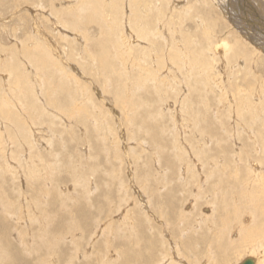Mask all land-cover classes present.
<instances>
[{"label": "rangeland", "instance_id": "obj_1", "mask_svg": "<svg viewBox=\"0 0 264 264\" xmlns=\"http://www.w3.org/2000/svg\"><path fill=\"white\" fill-rule=\"evenodd\" d=\"M60 1L64 2L63 5L61 4ZM79 1L81 0H75V1L74 0H44V1L43 0H0V47H1L0 55H2L0 56V86H1L0 87V128H1L0 129V140L2 141V142L0 141V239H1L0 246L2 247L5 245L6 247L7 242L11 244V246L7 247V252L9 253L8 254H6L5 252L3 253V255L6 254L4 255V259L2 260V262H0L3 264H9L10 262H14V264H21V263L22 264H39V259H42L40 262L41 264H51L49 262L50 258H48L49 257L48 253L51 252L50 247L47 250L48 241L53 238V237L51 238L50 236L56 235L57 233H61L62 230H63V235L62 237L59 238V242H60L59 243V246H60L59 247L60 249L59 257L61 260H63V262L65 261L63 264H73V263L74 264H84V263L101 264L102 262L103 264H109L110 262H111L110 264H118V263L125 264L124 263L125 259L123 258V255H122L123 250L126 249L127 244L132 245L131 242L133 241L137 243V241L139 240L138 237L140 235H141L140 245L144 243L148 244V242H151V245L154 243L157 246L159 242L158 240H160L161 237H163V238H167L168 242L170 241L168 246L170 245L169 247H173V249H175L174 248L175 244H179L180 242H182V240L184 241V238L186 239L188 235H191V237L193 238L192 241H194L200 236L201 232L198 233V230H197L196 233L193 234L191 231H189L188 233L184 234V237L183 239L181 238L182 239L181 240L178 237V231L175 226H171L170 224L168 225V227H166L164 225L165 224L164 222L166 221V218L164 216L159 217L158 219H155L156 221L154 220V222L153 221L151 222L152 213L153 214L154 212L157 213L156 212L157 209L154 205L156 203L153 200L154 199L153 197V199L150 201L151 203L150 202L147 203L146 206H144V208H142L143 205L142 206L140 205L139 207L138 203L139 204L141 203L140 201L142 200V198H143L142 202H146L148 199L147 193L145 191H142V188L140 187L141 183L139 181V178H140L139 175H143V174L145 175L147 174L146 176L150 175L149 176L150 183L152 182L154 185H158V186L165 185L166 187L164 189H162V186H161V190L165 194L162 195V191L159 190V193H158L159 196L155 197V199L157 198L158 201L160 200L163 201L165 198L166 201H168V194L170 193L174 195L175 190L178 191L180 189V191L184 192L185 195L187 194L186 196H188V193H190L191 191L193 190L195 191L196 187L193 183L194 179L196 182L198 181L200 182L201 180L202 182L201 184H203L204 187H210V184L214 180L213 177H210L208 180H206L205 178L206 172L204 171V169L205 168L208 169L207 168L208 166L205 167L204 164H202L203 162H201V160L199 159L200 157H203V156L194 151V147L196 145H199L201 142H202L200 144L201 147H202V144L205 143V145L202 147L204 150V157H207L208 161H211L212 163L219 160L218 161L219 168L218 170H214L216 173L218 172L223 173V174L228 173L229 169L227 170V168L229 165H225L226 160L230 161L233 158H240V159L250 158V161L254 159H259V158L264 159V84L262 86V81H264V59L262 58L259 64L260 68L257 69L255 67V70L253 72L252 63H254L255 61L251 62L252 58L247 59V60L245 58H241V56L237 58L239 55L237 56L235 54L233 58H230V59L223 57V56H218L217 58L219 59V61H217L218 59L216 58V61L212 63V64H215L213 72H215V74L218 75V78L221 79V80L220 79H217V80H219L222 83L224 89L226 88L225 90L222 88L220 90L219 88L213 87L212 85H210L212 84L210 82L212 80V77L210 76L211 74L207 76L204 74L202 75V73L204 72L201 70L204 67V64L206 62L205 60L206 59L208 60L207 58L208 51L206 50V43L204 42V41H207V39L205 37H213L211 38L212 41H215V39H217V36H219L218 38L220 39L227 37V36L231 37L230 36L231 34H229L228 31L232 28V26L228 25L229 24L228 20H230L231 22L233 21L234 23L236 21L238 23L241 22L240 26L246 28V31H244L242 34L244 33L247 34V36L249 37L247 38L249 39L248 41L253 40L251 36L255 35V33L256 34L259 33V34H262V36H264V32H263L264 23H262L264 21V0H260V1L259 0H228V2H225L226 8L224 6L226 11L222 10L224 9L222 7V3L220 2L218 5L216 0H207V1L205 0L204 1L203 0L201 1L200 0H171V1L170 0H159L158 1L159 6H161V9L163 10H166L167 9L166 7L170 6V4L173 1L172 7L174 6V14L175 13L177 14V11L181 9L182 6H186V7L188 6L187 7L188 11L186 10V12L182 14L183 16L175 15L173 19L172 17L166 18V17H169L167 15L168 11H165L164 14H161L162 16L160 15V17L159 15H156L153 12L150 13L151 15L149 16V23L146 25L147 28L146 27L143 28L146 31V33L144 31V34L148 35L150 32L154 30L151 28H156L157 25H162L163 26L162 31L164 32V30L166 29L164 33L165 35H167V40L165 41V38L162 39V37H160L159 34L155 35L154 36V38H156L155 42L157 46H160V47L159 49L158 48L155 49L154 47V50H156L157 53L152 51L150 52L151 55H149L150 57L153 56V59L155 60L147 57V59L145 58L146 61L143 60V64L147 69L155 70V72H158V73L160 72L161 78L153 79L152 81L148 80L149 84L143 87L145 89V92H146V89H149L148 88L149 86H153V87L151 88V90L149 89L148 92L146 93L143 92L144 89L139 88L138 93L136 91V94L135 93L129 94V95L125 94L123 96H121L119 92L117 93V90H116L117 81L116 80L120 82V86H121L122 84L121 80L127 79L128 81H130L132 78L135 79V77L138 76L137 73H140V72L143 73L142 71L143 68L140 69V68L133 67V64H132L133 61H136V59L141 53L138 54L136 49L132 50L131 52L132 54L130 56V59L132 62L128 61V66H130L129 67L130 70L127 69L126 71V69H122L126 67V65L124 64L121 66L119 63V61L121 62V59H119L118 61L116 58V54L118 51V49H116V40H113L109 37L110 34H108V31L110 33L111 30H108L107 26L104 27L101 25L102 23L112 21L110 23V24H113L111 32L114 33V36H116L115 33L118 32L117 28L122 29V26H123V29L125 28V31H128L131 33V34H128V37L134 36V37L129 38L131 42L133 38L134 40H136L135 38H138V35H136L137 31L135 28L137 27L133 24V22H132V25H129L128 21H126L127 18H129V16L133 15L131 14L134 12L133 5L132 6L129 5V7L132 9L130 13L129 11L130 8L127 6L128 4L126 0H118V1L114 0L111 2L110 0L108 1L105 0V2L108 3L106 7H104L102 0H100V2L98 1V3L102 5V7L101 6L98 7V10L101 11V12L98 11L100 15L94 16L92 13L90 14L88 11H83L84 8H82L83 10L78 9L79 11H77V9L74 8L75 7L74 4H77ZM52 2L53 4L55 3L54 5H56L54 6L55 9L59 8L57 12H53L52 10L53 4H51ZM130 4H132V1L130 2ZM62 10H65V12H60ZM228 10L230 11L229 12L230 14H228ZM236 10H237V13H236ZM202 16H204L203 21L206 18L205 20L207 21L208 24H205V21L202 22ZM57 17H59V19ZM88 17H94V18H92L91 20V18H88ZM158 17L159 19H157ZM80 18L82 19V21ZM118 19H121L123 21L125 20L124 22L121 21L122 24L124 25H119V23L121 24V22ZM169 19H171L172 21H170ZM209 19L210 21L214 20L213 21L214 24L212 26L213 28L211 27V29L209 28V26H211V23L208 21ZM117 20L119 21V23ZM164 20H166L165 21L166 24H164L165 23ZM181 20L183 21V24ZM115 21H117L118 27ZM150 21H153L154 24ZM171 22L173 24H170ZM255 22L257 25L254 24ZM201 23L205 25L203 26ZM196 25L198 26L195 27ZM178 26H180V28ZM255 26H257L258 28ZM170 28L173 31L175 30L176 33H171L169 31ZM183 28H185L186 30ZM208 30H210L211 32L210 31L207 32ZM84 31H85L86 36L89 35V37L87 36L89 38L88 42L87 40H85L83 36ZM261 31L263 33H261ZM186 32L187 34L189 33L187 37H186ZM206 32L210 33L212 36L211 35L206 36L207 35ZM214 32H216V34ZM158 33H161V30ZM182 34H183V38L184 37L188 38V41H191L192 43V44H187L188 49H186L184 46L186 43H183ZM160 38L165 42H162ZM170 38L172 39L174 38V40L175 38L176 39L178 38L175 44L179 48H184L186 51H188L186 52L183 49L184 53H187L188 56H190V64L188 65V69H183V67H180L179 65H175L171 63V61H166V62L163 61L162 63L160 62L161 59L159 56H162L167 51V50L165 51L164 48H166V46L164 45H167V42L170 40ZM41 43H44V44L46 43V46L50 48L51 52H53V54H56L53 56L56 61V64L58 63L57 65H52V59H49V58L45 59L42 56L40 51L42 49L43 44ZM203 43H205V45ZM201 44L203 45V47ZM10 46L11 48H9ZM87 50H89L88 53L85 52ZM180 52L181 50L179 51V53H177V55L178 54L180 55ZM40 54L41 56H39ZM196 54L199 55L197 62H196V58H194ZM200 55L203 56L202 58L204 60L200 58ZM56 56L58 57V59ZM261 56L263 57V55ZM35 57L37 60H35ZM221 57L223 58V61ZM224 58L227 60V61L225 60V63H224ZM109 60H111V62L117 66L119 71L122 70L121 72L123 75H124V72L126 71L128 72L130 76H127V78H125L124 77L125 75H124L122 76L123 77L122 78L120 75L121 72L115 73V71L109 70V66L106 65ZM229 61L231 62V65L235 64L236 66L234 68L235 71H238V69H241L240 71H238L239 74H238L237 80L227 79L228 77L227 73L230 72V66H231V65L229 66V63H230ZM33 62L34 63L36 62L37 64L39 63L38 65L41 68H39L37 64H34ZM201 62H203V64ZM226 62H229V63H226ZM222 63L223 65H221ZM99 64H101V66ZM143 64H141L142 67H143ZM12 65L15 67L13 68ZM46 65L48 67H46ZM61 66L63 67L62 69L64 70L60 69ZM9 68L10 69L12 68L11 69L12 71ZM45 68L47 69L51 68V69L47 71ZM52 68L55 70V72ZM35 70L38 73H36ZM65 70L66 71L69 70L70 75H68V77L67 75L62 74L63 71ZM188 70L190 71L188 72ZM167 72H170V74H172L169 76L170 78L174 77L171 81L170 80L166 81V79H164ZM199 72H201V74ZM52 73L54 74L52 75ZM74 75H76V77H80L81 81H83L86 84L85 86L88 87L86 90L89 91V93L92 90L91 94L94 96V99H92L91 102L93 101L92 102L93 107L97 106V108L94 107L93 109L92 107H90L91 106L90 101L85 103V105L87 104L86 105L87 109H85L86 112L85 110L78 108L80 107V105H82L79 103H84V99L82 101V99L79 98L78 94L74 93L73 91V89H77L73 81V77H75ZM133 75L134 77H132ZM201 75L205 77H202ZM59 78H61L63 81ZM214 78H217V77L215 76ZM105 79H107L108 81L106 85L104 86L103 84L105 83L104 82ZM163 79L165 81L161 82V80ZM22 81H24L23 82L24 84L22 83ZM38 82L41 83V85H38ZM67 82H70V83H67ZM134 83L135 81H133V83L131 84L133 85ZM68 84H70V86ZM81 85L83 84L81 83ZM68 87H71L70 89L72 90H70ZM33 88L35 91L33 90ZM52 88H53V91H52ZM196 88H198L197 92L198 93L200 92V94L195 93L197 90ZM248 88L251 89L250 90L251 92H249ZM114 90L117 94H115ZM12 92L14 95L12 94ZM233 92L237 94H234ZM16 93L18 95H15ZM24 93L25 95H23ZM223 93L225 94L223 95V98H222L219 95ZM239 93H241L240 96L243 95L242 96L243 98L246 94L252 93L251 97L241 104L240 107H242L243 109H247L248 106L250 108L251 107L250 102L254 105L255 103L258 104L257 108H260L261 106L259 104L263 103V124L259 123L258 120L257 122H253L249 120L250 118L247 119V117H249L250 114H247L245 111L242 112L240 118L236 115L235 109H238L236 108L238 106V104L236 103H239L240 101L239 97H237ZM20 94H22V96H20ZM70 94L72 96L78 97L79 100L76 101V103L72 102L73 97H71ZM85 94H88V92H86ZM66 95L67 97L65 99ZM132 95H134V98ZM184 95H187L188 99L189 97H191L190 102L186 101L185 104H183L184 105L183 111H185V113H183L184 118L189 120V117L191 115H193L192 118L197 116L198 120H200V122L197 123V128L193 129V127L190 125L187 129H184L183 125L185 124L183 123V118H181L182 114L178 113L180 112L179 96L180 98L181 97L183 98ZM259 95H260V99L258 98ZM10 97H11V100H10ZM123 97H125L126 99ZM15 99H17V101ZM32 99H34V101ZM134 99L136 100V106H135L136 111L132 110L131 108H128L127 106L126 113L129 116H127V119H125L124 113H123L124 110H123V107L120 106V103L121 101H125L127 104V102H129L130 100H132L131 102H134L135 101ZM13 101L16 102V105H15V102ZM67 101L68 102L70 101L69 103L70 105L71 104L72 105L70 106ZM221 102L224 104H222ZM34 103H36L37 106L34 107ZM43 104L44 105L46 104L45 107L47 106L46 108L48 111L45 110L44 112H42L40 110L41 105ZM172 104H174L176 107ZM143 105H146V107L145 106L143 107ZM155 106H157V108H155L154 110ZM158 106H161V110H162L161 116L159 115L156 116L157 115L156 111L158 110ZM164 106L166 108L168 106L170 110L171 109L173 110L171 111L173 114V118L175 117L174 118L175 125H174V122H172V119H171L172 114H170V110H168L169 112L164 110L163 109ZM222 106L224 107L229 106V107L224 108ZM147 107L149 109H147ZM102 108H103V111H106L104 113L107 115V118H108L107 120L108 126L106 125V127L102 129L101 127L104 125L101 126L100 124L99 126H101L100 127L101 130L100 129L94 130L93 126H95L96 121L94 122L92 113L93 112L99 113L102 111L100 110ZM141 108L142 109L146 108L145 112L148 114V116H145L147 114H143L144 110H141ZM150 108H153V109L150 110ZM200 108L201 109L203 108V109L201 110ZM227 110H229V112ZM13 111L16 113H14ZM49 111L51 112L49 113ZM232 111L234 114V118H233V114H231ZM51 113L59 114V118L61 120L60 119L57 120V117L52 116V118L54 119L51 122V119H49L50 117H48V114H51ZM149 113H151V116ZM153 113H155V115ZM202 116H207V118L205 117V120H203ZM129 117H132V118L130 119ZM141 117L142 118L146 117L145 118L147 120L146 124L142 122H137L139 121ZM148 117L151 118L150 119L151 121H149ZM222 118L224 121L222 120ZM17 119L18 120L20 119L21 121H18ZM128 120L130 121L128 122ZM59 121L61 124H59ZM153 122H155L156 124ZM158 123H161L162 126ZM62 124H65V125H62ZM26 126L27 127L31 126V127L27 128ZM145 126L148 128H146ZM202 126L204 129V132L202 135L201 134L199 135L198 129H202ZM136 127L138 128L141 127V128L137 129ZM161 127L165 129L162 132L163 134H159L160 136L158 137L159 139H157V137L155 139V136L148 137L149 135L157 134L158 133L157 129L161 131L162 129ZM173 127H175L176 129ZM25 128L27 130L26 133L32 131L33 129H34L33 131L34 133L37 132L36 134L32 132L33 135L35 136L34 139L36 138L37 139L35 141L36 144L32 142L34 146L31 149H28L30 147L28 144H26L25 137L23 136L24 133H22L24 131H21V129H25ZM183 130H186L185 133L187 134H185ZM196 133H197L198 138L196 137ZM193 134H195V136H192ZM104 136H106V138ZM201 136H204V137L202 138ZM192 137L193 139L194 138L195 139L193 140ZM252 137H253V140H252ZM28 138L30 139V137ZM154 139L158 141H155ZM175 141L178 142L176 143V145H175ZM257 142H260L261 144ZM180 144L181 145L184 144L183 146L185 148L181 146ZM165 145L166 146L168 145V146L166 147ZM25 146L27 147L25 148ZM140 147L142 148L140 149ZM178 147L181 149L182 153L177 151ZM186 147L188 151L186 150ZM34 149L37 152L40 151L39 152L40 155L38 156V158L37 156L34 155L37 153L34 151ZM183 151H184V155H183ZM50 152L52 153L55 152L53 153L55 155H52ZM192 153H197V154H192ZM30 154L34 155V157H32V160L34 161L33 166H35L36 169L37 167L38 169L40 168L38 170V173L40 176L39 180H37V178L30 179L28 175L25 173V166L23 165L27 164L26 160H28V158L30 159ZM40 156H41V159H44L43 161L39 159ZM42 156L44 158H42ZM173 156H176V157H173ZM217 157L219 159H217ZM186 161L192 164V167H193L192 171H195L194 173L196 177L191 178L190 174L186 176V174L188 173ZM194 163H196L195 165L199 166V168L196 167ZM47 166H49V168H47ZM53 166L55 167L54 170H53ZM41 167L43 168V170ZM175 167L177 168L176 171H174ZM50 168L52 170H50ZM258 169H260V167ZM261 169L264 171V165H261ZM73 170L75 173L73 172ZM112 170H116L117 172H113ZM138 170H140L141 173ZM239 170L240 169H238V171ZM241 170L238 172V174H245L249 172L247 169L245 170V168L244 169L241 168ZM79 172H82L80 174L87 176L88 183L92 184V185L88 184L89 188L92 191L89 190V193L86 195H84L86 188L84 190V188L80 186V184H74L75 183L74 179H76L74 177V174L75 175L79 174ZM179 174H182V177H186L185 179L182 180L183 186L179 184L181 182V181L180 182L178 181ZM44 175L47 180L44 179ZM157 175H159L158 178H156ZM213 175H214V172H213ZM172 176H178V177H175L176 178L175 180V178ZM132 177L135 179H133ZM169 177H171L170 178L171 180L169 179ZM120 178L124 182L120 181ZM161 178H164L165 184H163L164 182L161 180ZM197 178H199V180ZM42 180H44V182H42ZM153 180L154 182L155 180H159L160 185L158 183L157 184L154 183ZM190 180H192L191 183L188 182ZM38 181H39V184L37 183ZM169 181L171 183V187H170ZM109 182H110L111 187L107 185ZM44 183H46L45 185L47 186L43 188ZM175 183L177 186L175 185ZM184 183L186 184L187 187L185 186ZM75 185L77 186L76 188H75ZM121 187H123V189ZM168 189H170V191ZM140 193L142 195L141 198H140L141 195H138ZM18 196H19V199H17ZM186 196L181 195L179 197V194L178 196L176 194L175 198H178V199H175L176 201L174 200L175 203L173 201L175 206L174 204H172L176 208H173L171 204H165L163 205L164 207L162 205L160 206H162L161 208L163 210L166 208L169 209L168 210L169 212H171L173 209H175V212L176 211L179 212V210L183 206V210L185 211L188 210V212H186L187 215L190 214L189 216L192 217L195 214V212H199V211H195V209H193V207L190 204L191 201H188L191 197L187 198ZM123 197L124 199L122 201ZM30 198L31 199L33 198L34 202H35L34 199H37V198L39 199V201L36 202V205H35L36 209L37 208L38 209L32 210V211H35L34 213H36V215H29V213L32 212L28 205V202L31 201ZM135 198L136 200H134ZM137 200L139 202H137ZM6 201H8V203L12 202V204L9 206L10 203L6 204ZM163 202H165V200ZM176 204H179V206ZM256 205H258V207L260 206L263 207V201L262 203H259ZM5 206H6V209H4ZM206 207L209 208L210 210L209 205H206ZM132 209H134L135 211ZM209 210L207 211V213H210ZM243 210H244V207L243 209H241V212ZM27 211L29 213H27ZM127 212L129 214H127ZM219 214L216 217L217 219L216 223L212 222V220H214L215 218L209 221H203L202 226H204L206 229H207L208 224L209 226L211 224V227H212L210 230H206V229L204 231L203 229L200 230V231H203V237L208 238L210 235L213 237L214 236L213 233H215L217 229L219 230L223 229V228H219L222 226V224L220 223V218H218ZM249 215L250 214H247V216ZM240 217H242V215ZM244 217H246V213L244 214ZM244 217H242V219ZM38 218H40V220ZM130 218L132 221L130 220ZM235 218L236 216L230 217V214H229V217L227 219H224V221L225 222L227 220L231 221V220H234ZM162 219L165 221L161 222ZM145 220H147L148 222ZM126 221H128V223ZM139 222L140 224H137ZM72 223L73 225L74 223L79 224L80 228H71ZM130 223H133V224L131 226H128V224L130 225ZM186 223H191V222L190 220H188L187 222H185V224ZM123 224H126L127 226L124 225L123 227ZM155 224L157 225L156 229L150 230V228L154 227ZM215 224H217L216 227H215ZM126 227L128 229H126ZM124 228L126 231L124 230ZM236 229L237 227L235 225H233L231 228L230 226L224 227V230H223V233L225 236L224 239L227 238L228 231L232 230L233 232L231 231L229 233L230 236L232 235V238H233V239L231 238L232 241L236 239L241 241L240 239L242 238L243 235L240 234V236L238 237V235L236 234L238 230ZM39 230L41 231L39 232ZM47 230H49V232H47ZM159 231H161L162 233L160 234ZM137 232L138 234H140L139 236H136ZM206 233H207V236H205ZM137 238L138 240H136ZM222 239L223 238H221V241ZM242 243L244 242H231L232 246L234 247V250L237 248L236 249L237 252L235 254L229 255L231 258L229 259L228 264H235V263L238 264L239 261L243 259V257L244 258L248 256L250 257L249 253L246 251L247 249L245 250L243 248L245 246V243L243 245ZM193 245L194 247L196 245V247H198L197 248L198 250H202L203 248V247L201 249L199 248L200 246H202V244L197 241H194ZM1 247H0V251H1ZM166 247L167 246H165V248ZM170 249L172 251V248ZM135 250H137V248H135ZM175 252H177L176 249H175ZM115 253H117V255ZM54 256L51 257L53 262L56 261V257ZM183 256L185 257L187 256V254L184 252ZM0 258L2 257L0 256ZM35 258H38V260H35ZM205 260L206 258H202L200 262H204ZM113 262H116V263H113Z\"/></svg>", "mask_w": 264, "mask_h": 264}, {"label": "bare ground", "instance_id": "obj_2", "mask_svg": "<svg viewBox=\"0 0 264 264\" xmlns=\"http://www.w3.org/2000/svg\"><path fill=\"white\" fill-rule=\"evenodd\" d=\"M44 1V0H43ZM75 1V0H74ZM98 1L100 2V0H81V1H79L77 4H74L75 5V9H77V11H79L78 9H80V10H83L82 8H84V10L83 11H88L90 14L92 13L94 16H98V15H100L99 13H98V11H100V10H98V7H102V5L100 4V3H98ZM106 1H108V0H106ZM111 1H114V0H110V2ZM118 1V0H117ZM127 1V6L129 7V5L130 6H132L133 5V8H134V12L133 13H131V8H130V13L131 14H133V15H131V16H129V18H127V20L126 21H128V23H129V25H132V22H133V24L137 27V28H135L136 29V31H137V34L136 35H138V38H135L136 40H134V38H133V40H132V42H131V40L129 39V38H131V37H134V36H130V37H128V34H131L130 32H128V31H125V28L123 29V26H122V29H120V28H117L118 29V34L117 33H115L116 34V36H114V33L113 32H111L112 31V26H113V24H110L111 22H105V23H102V25L101 26H107L108 27V30H111L110 31V33H109V31H108V34H110V38L111 39H113V40H116V49H118V51H117V54H116V58H117V60L119 61V59H121V62L119 61V63H120V65L122 66V65H126V67H124V68H122V69H126V71H127V69H129V67L130 66H128V61H131V59H130V56H131V52H132V50H134V49H136L137 50V53L139 54V53H141L139 56H138V58L137 59H139V60H137L136 59V61H133V67H136V68H143V73H137L138 74V76H136L135 77V79L134 78H132L130 81H128L127 79H123V80H121L122 81V84H121V86H120V82L118 81V80H116L117 81V83H116V90H117V93L119 92L120 93V95L121 96H123V95H125V94H136V91H137V93H138V89L139 88H142V89H144L143 87H145L146 85H148L149 84V81H152L153 79H159V78H161V73L159 72H155V70H150V69H147L145 66H144V64H143V60H145V58L147 59V57H149V58H151V59H153V56L152 57H150L149 55H151L150 54V52H152V51H154L155 53H157V51L156 50H154V47H155V49L156 48H158L159 49V47L160 46H157V44H156V42H155V39L156 38H154V36L155 35H157V34H159L160 35V37H162V39L163 38H165V41L167 40V35H165V30H164V32L162 31V25H155L156 26V28H151V29H154L152 32H150L148 35L147 34H144V27H146V25L149 23V16L151 15L150 13L151 12H153V13H155L156 15H159V17H160V15L161 14H164V12L165 11H168L169 12V14H168V12H167V15L169 16V17H166V18H170V17H172V19H173V17H175V15H182L184 12H186V10H187V7L186 6H182V8L181 9H179L178 11H177V14L175 13L174 14V6L172 7V4H173V1H172V3L170 4V6H167L166 8V10H163V9H161V6H159V0H126ZM132 1V4H130V2ZM171 1V0H170ZM201 1V0H200ZM204 1V0H203ZM205 1H207V0H205ZM224 1V2H223ZM260 1V0H259ZM258 1V2H259ZM56 2V1H55ZM61 2V1H60ZM66 2H68V1H66ZM216 2L218 3V5H219V3L221 2L222 3V7L224 8V6H225V8H226V5H225V2H228V0L227 1H225V0H216ZM257 2V3H258ZM22 3H23V1H22ZM32 3V2H31ZM63 3L64 2H61V4L63 5ZM71 3H73V2H71ZM102 3H103V5H104V7H106V5H108V3H106L105 2V0H102ZM119 3V2H118ZM153 3H155V4H153ZM205 3H207V2H205ZM260 3V2H259ZM49 4V3H48ZM51 4H53V2L51 3ZM55 4V3H54ZM53 4V7H52V10H53V12H57V10L59 9H55L54 8V6H56V5H54ZM110 4V3H109ZM229 4V3H228ZM165 5V4H164ZM239 5V4H238ZM77 6V7H76ZM88 6V7H87ZM191 6H192V4H191ZM234 6V5H233ZM260 6V5H259ZM50 7H51V5H50ZM59 7V6H58ZM61 7V6H60ZM71 7V6H70ZM108 7V6H107ZM64 8V7H63ZM222 9V10H225L226 11V9ZM70 9V8H69ZM101 9V8H100ZM44 10V9H43ZM109 10V9H108ZM237 10H238V8H237ZM237 10H236V13H237ZM66 11H68V10H66ZM128 11V12H129ZM188 11V10H187ZM245 11V10H244ZM60 12H65V10H62V11H60ZM101 12V11H100ZM104 12V11H103ZM230 11L228 10V14H230L229 13ZM247 12V11H246ZM84 13V12H83ZM235 13V12H234ZM59 14V13H58ZM67 14V13H66ZM79 14V13H78ZM154 14V15H155ZM55 15V14H54ZM110 15V14H109ZM155 15V16H156ZM58 16H60V15H58ZM73 16H75V15H73ZM102 16H103V14H102ZM162 16V15H161ZM166 16V15H165ZM183 16V15H182ZM207 16V15H206ZM205 16V17H206ZM227 16V15H226ZM159 17L157 18V19H159ZM203 17L204 16H202V22H204L205 21V24H208L207 23V21L204 19V21H203ZM228 17V16H227ZM256 17H258V16H256ZM58 19H59V17H57ZM88 18H91V20H92V18H94V17H88ZM103 18V17H102ZM105 18V17H104ZM111 18V17H110ZM113 18V17H112ZM162 18V17H161ZM165 18V17H164ZM196 18V17H195ZM194 18V19H195ZM212 18V17H211ZM210 18V19H211ZM237 18V17H236ZM248 18V17H247ZM78 19V18H77ZM81 19V18H80ZM96 19H97V17H96ZM117 19V18H116ZM154 19H155V17H154ZM179 19V18H178ZM184 19V18H183ZM182 19V20H183ZM210 19L208 20L210 23H211V26H209V28L211 29V27L213 26V21L214 20H211L210 21ZM218 19V18H217ZM226 19V18H225ZM88 20V19H87ZM86 20V21H87ZM90 20V21H91ZM107 20V19H106ZM120 22L122 21V22H124L123 20H121V19H118ZM117 20V21H118ZM151 20V19H150ZM161 20V19H160ZM159 20V21H160ZM170 21H172L171 19H169ZM177 20V19H176ZM181 20V21H182ZM219 20V19H218ZM217 20V21H218ZM249 20V19H248ZM257 20V19H256ZM58 21V20H57ZM81 21H82V19H81ZM89 21V22H90ZM117 21H115L116 22V24H117V27H118V23H119V21H118V23H117ZM141 21H142V23H141ZM166 20H164V22H165ZM175 21V20H174ZM173 21V22H174ZM259 21V20H258ZM63 22V21H62ZM88 22V23H89ZM93 22V21H92ZM91 22V23H92ZM114 22V21H113ZM122 22H121V24L119 23V25H124V24H122ZM150 22H152L153 24H154V22L153 21H150ZM216 22V21H215ZM224 22V21H223ZM249 22V21H248ZM64 23V22H63ZM90 23V24H91ZM127 23V22H126ZM185 23V22H184ZM229 23V24H228ZM228 25H231L232 26V28L228 31V33L229 34H231L230 36L231 37H224V38H218L219 36H217V39H215V41H212V39L211 38H213V37H205L206 39H207V41H204L205 43H206V50L208 51L207 53H208V56H207V58H208V60L206 59L205 61V64H204V67L201 69L204 73H202V75L204 74V75H210L211 77H212V80L210 81L212 84H210V85H212L213 87H217V88H219L220 90H221V88L222 89H224V87H223V85H222V83L219 81V80H217V79H220V78H218V75H216L215 74V72H213L214 71V65L215 64H212V63H214V61H216V58L218 57V56H223V57H226V58H228V59H230V58H233V56H234V54L235 55H239L237 58H239L240 56H241V58H245L246 60L247 59H251L252 61L251 62H253V61H255L254 63H252L253 64V68H252V71L254 72V70H255V67L257 68V69H259L260 67V62H261V60H262V58L264 59V36H262V34H256L255 33V35H253V36H251L252 38H253V40H250V41H248L249 39H247V38H249L248 36H247V34H245V36H244V34H242L244 31H246V28H244V27H241L240 26V23H238L237 21L234 23L233 21L231 22L230 20H228ZM262 23H264V21L262 22ZM115 24V23H114ZM163 24V23H162ZM164 24H166V22L164 23ZM170 24H173L172 22L170 23ZM178 24V23H177ZM182 24H183V21H182ZM200 24V23H199ZM202 24V23H201ZM205 24H202L203 26L205 25ZM236 24V25H235ZM254 24H256V22L254 23ZM217 25V24H216ZM244 25V24H243ZM257 25V24H256ZM77 26V25H76ZM114 26H116V25H114ZM152 26V25H151ZM150 26V27H151ZM181 26V25H180ZM180 26H178L179 28H180ZM184 26V25H183ZM198 25H196L195 27H197ZM224 26H226V25H224ZM28 27V26H27ZM86 27V26H85ZM121 27V26H120ZM128 27V26H127ZM169 27H170V25H169ZM171 27H172V25H171ZM182 27V26H181ZM241 27V28H240ZM246 27V26H245ZM255 27H257V26H255ZM103 28V27H102ZM147 28V27H146ZM175 28V27H174ZM177 28V27H176ZM199 28H200V26H199ZM213 28V27H212ZM253 28H254V26H253ZM258 28V27H257ZM21 29V28H20ZM36 29V28H35ZM183 29H185V28H183ZM240 29V30H239ZM30 30V29H29ZM105 30V29H104ZM161 30V33H158L159 31ZM178 30V29H177ZM186 30V29H185ZM184 30V31H185ZM263 30V29H262ZM36 31V30H35ZM107 31V30H106ZM132 31V30H131ZM169 31L171 32V33H176L175 32V30L173 31L171 28L169 29ZM179 31V30H178ZM177 31V32H178ZM210 30H208L207 32H209ZM216 31V30H215ZM39 32V31H38ZM163 32V33H162ZM180 32V31H179ZM181 32H182V30H181ZM206 32V33H207ZM211 32V31H210ZM217 32V31H216ZM216 32H214L215 34H216ZM264 32V31H263ZM262 31H261V33H263ZM145 33H146V31H145ZM14 34V33H13ZM132 34H133V32H132ZM144 34V35H143ZM184 34V33H183ZM183 34H182V38H183ZM189 34V33H188ZM187 32H186V37H187ZM35 35V34H34ZM43 35V34H42ZM41 35V36H42ZM147 35V36H146ZM181 35V34H180ZM185 35V34H184ZM209 35H211L210 33H207V35L206 36H209ZM12 36H14V35H12ZM17 36V35H16ZM25 36V35H24ZM44 36V35H43ZM83 36H84V38H85V40H87V42H88V40H89V35H87L86 36V34H85V31L83 32ZM212 36V35H211ZM80 37V36H79ZM170 37V36H169ZM168 37V38H169ZM186 37H184L182 40H183V43H186L184 46H185V48L186 49H188L187 48V44H192L191 43V41H188V38H186ZM189 37V36H188ZM201 37V36H200ZM215 38V37H214ZM42 39V38H41ZM161 38H160V40L162 41V42H165V41H163ZM178 39V38H177ZM176 38H175V40H174V38L172 39V38H170V40L167 42V45H164V46H166V48H164L165 49V53L162 55V56H159L160 57V62L162 63L163 61L164 62H166V61H171V63H173V64H175V65H179L180 67H183V69H188V65L190 64V56H188V54L187 53H184V51H183V49L184 48H179L176 44H175V42H176V40H177ZM205 39V40H206ZM22 40V39H21ZM143 40H145V41H143ZM203 40V39H202ZM45 41V40H44ZM196 41V40H195ZM15 42V41H14ZM23 42V41H22ZM38 42V41H37ZM144 42V43H143ZM182 42V41H181ZM136 43V44H135ZM143 43V44H142ZM205 43H203L204 45H205ZM14 44V43H13ZM41 44H43L42 45V49H41V54H42V56L45 58V59H52V65H57L56 64V61H55V59H54V56L53 55H56V54H53V52H51V50H50V48L48 47V46H46V43L44 44V43H41ZM48 44V43H47ZM99 44V43H98ZM132 44V45H131ZM164 44V43H163ZM23 45V44H22ZM161 45V44H160ZM180 45V44H179ZM202 45V44H201ZM200 45V46H201ZM182 46V45H181ZM191 46V45H190ZM6 47V46H5ZM25 47V46H24ZM202 47H203V45H202ZM1 48V47H0ZM9 48H11V46L9 47ZM21 48V47H20ZM191 48V47H190ZM201 48V47H200ZM157 49V50H158ZM204 49V48H203ZM83 50V49H82ZM163 50V49H162ZM162 50H161V52H162ZM181 50V52H180V55L178 54L177 55V53H179V51ZM185 50V49H184ZM192 50V49H191ZM1 51H2V49H1ZM55 51V50H54ZM64 51V50H63ZM71 51V50H70ZM107 51V50H106ZM164 51V50H163ZM186 51V50H185ZM193 51V50H192ZM205 51V50H204ZM14 52V51H13ZM21 52V51H20ZM29 52V51H28ZM56 52V51H55ZM86 53H88L89 52V50H87V51H85ZM186 52H188V51H186ZM106 53H108V52H106ZM159 53V52H158ZM193 53V52H192ZM196 53V52H195ZM14 54V53H13ZM27 54V53H26ZM41 54L39 55V56H41ZM59 54V53H58ZM98 54V53H97ZM135 54V53H134ZM11 55V54H10ZM35 55H37V54H35ZM89 55V54H88ZM99 55V54H98ZM101 55V54H100ZM143 55V56H142ZM261 55H263V57L261 56ZM0 56H2V55H0ZM76 56V55H75ZM108 56V55H107ZM178 56V57H177ZM57 57V56H56ZM59 57H61V56H59ZM92 57V56H91ZM156 57V56H155ZM158 57V58H159ZM203 56H201L200 55V58H202ZM98 58V57H97ZM178 58V59H177ZM194 58H196V62H197V60H198V58H199V55H197L196 54V56H194ZM210 58V59H209ZM222 58V57H221ZM42 59V58H41ZM57 59H58V57H57ZM56 59V60H57ZM87 59V58H86ZM203 59V58H202ZM218 59V58H217ZM35 60H37L36 59V57H35ZM40 60V59H39ZM68 60V59H67ZM89 60V59H88ZM153 60H155V59H153ZM204 60V59H203ZM209 60H211V61H209ZM225 58H224V63H225ZM62 61V60H61ZM95 61V60H94ZM126 61V62H125ZM146 61V60H145ZM157 61V60H156ZM217 61H219V59L217 60ZM222 61H223V58H222ZM227 61V60H226ZM132 62V61H131ZM151 62V61H150ZM158 62V61H157ZM230 62V61H229ZM229 62H226V63H229ZM10 63H11V61H10ZM16 63V62H15ZM34 63V62H33ZM42 63V62H41ZM40 63V64H41ZM46 63V62H45ZM76 63V62H75ZM100 63V62H99ZM148 63V62H147ZM202 64H203V62H201ZM34 64H37L36 62L34 63ZM39 64V63H38ZM37 64V66L39 67V65ZM85 64V63H84ZM141 64H143V67H142V65ZM242 64H243V62H242ZM11 65V64H10ZM13 65H14V63H13ZM12 65V66H13ZM48 65V64H47ZM46 65V67H48ZM100 66H101V64H99ZM106 65H108L109 66V70H111V71H115V73H119V72H121L122 70H121V68H120V70L121 71H119L118 70V68H117V66L114 64V63H112L111 62V60H109L108 62H107V64ZM119 65V66H120ZM130 65V64H129ZM221 65H223V63L221 64ZM227 65V64H226ZM231 65V62L229 63V66ZM16 66H18V65H16ZM64 66V65H63ZM97 66V65H96ZM225 66V65H224ZM15 66H13V68H14ZM50 67V66H49ZM221 67V66H220ZM236 66H235V64L233 65H231L230 66V72H228L227 74H228V77H227V79L228 80H237V77H238V74H239V72L238 71H240L241 69H238V71H235L234 70V68H235ZM23 68V67H22ZM39 68H41V67H39ZM39 68H37V69H39ZM60 68V67H59ZM63 67L61 66V70H64V69H62ZM135 68V69H136ZM216 68V67H215ZM222 68H223V66H222ZM10 69V68H9ZM12 69V68H11ZM10 69V70H11ZM17 69V68H16ZM47 71H49L50 69H47V68H45ZM53 69V68H52ZM58 69V68H57ZM134 69V70H135ZM170 69V68H169ZM172 69V68H171ZM30 70V69H29ZM54 70V69H53ZM52 70V71H53ZM130 70V69H129ZM128 70V71H129ZM196 70V69H195ZM4 71V70H3ZM12 71V70H11ZM18 71V70H17ZM36 71V70H35ZM91 71V70H90ZM124 72V75L122 74V72L120 73V75H121V77L122 76H124L125 78H127V76H130L129 74H128V72ZM190 70H188V72H189ZM229 71V70H228ZM5 72H6V70H5ZM54 72H55V70H54ZM83 72V71H82ZM132 72V71H131ZM251 72V71H250ZM2 73V72H1ZM36 73H38L37 71H36ZM70 73H71V71H70ZM200 74H201V72H199ZM12 74V73H11ZM10 74V75H11ZM54 73H52V75H53ZM57 74V73H56ZM62 74H64V75H67V77H68V75H70L69 74V70H65V71H63V73ZM61 74V75H62ZM128 74V75H127ZM59 75V74H58ZM73 75V74H72ZM93 75V74H92ZM110 75V74H109ZM170 75H172V74H170V72H167V74L165 75V78L164 79H166V81L167 80H172L174 77V74H173V78H170L169 76ZM201 75V76H202ZM31 76V75H30ZM42 76V75H41ZM51 76V75H50ZM75 77H73V81H74V85H75V87L77 88V89H73V91H74V93H76V94H78V96H79V98H81L82 99V101H83V99H84V103H79V104H82V105H80V107H78L79 109H82V110H85V109H87V107H86V105H85V103L86 102H88V101H90V107H92L93 109H94V107L95 108H97V106H94L93 107V104H92V102H91V100L92 99H94V96L91 94V92H92V90H91V92L89 93V91H87L86 89L88 88V87H86L85 85V83L83 82V81H81V79H80V77H76V75H74ZM85 76V75H84ZM217 77V78H214V77ZM232 76H233V78H232ZM48 77V76H47ZM54 77V76H53ZM65 77V76H64ZM67 77H66V79H67ZM132 77H134V75L132 76ZM202 77H205V76H202ZM62 78V77H61ZM61 78H59V79H61ZM70 78V77H69ZM72 78V77H71ZM83 78V77H82ZM118 78V77H117ZM123 78V77H122ZM129 78V77H128ZM181 78V77H180ZM13 79V78H12ZM25 79H26V77H25ZM161 80V82H163V81H165V80ZM190 79H192V78H190ZM205 79V78H204ZM242 79V78H241ZM246 79V78H245ZM23 80H24V78H23ZM46 80V79H45ZM62 80V79H61ZM149 80V81H148ZM195 80V79H194ZM221 80V79H220ZM63 81V80H62ZM68 81V80H67ZM107 79H105L104 80V86L106 85V83H107ZM133 81H135V83L137 84H131V83H133ZM159 81V80H158ZM190 81V80H189ZM193 81V80H192ZM209 81V80H208ZM259 81V80H258ZM24 81H22V83H23ZM28 82V81H27ZM26 82V83H27ZM35 82V81H34ZM65 82H66V80H65ZM71 82V81H70ZM70 82H67V83H70ZM188 82V81H187ZM210 82H208V83H210ZM52 83V82H51ZM60 83V82H59ZM67 83H66V85H67ZM81 83L83 84V85H81ZM147 83V84H146ZM189 83V82H188ZM235 83H236V81H235ZM24 84V83H23ZM28 84V83H27ZM50 84V83H49ZM186 84V83H185ZM192 84V83H191ZM204 84V83H203ZM240 84V83H239ZM263 84H264V81H262V86H263ZM36 85V84H35ZM38 85H41V83H39L38 82ZM61 85V84H60ZM69 86H70V84H68ZM188 85V84H187ZM198 85V84H197ZM210 85H208V86H210ZM241 85V84H240ZM57 86V85H56ZM62 86V85H61ZM239 86V85H238ZM246 86H247V84H246ZM261 86V85H260ZM1 87V86H0ZM5 87V86H4ZM23 87V86H22ZM27 87V86H26ZM33 87V86H32ZM38 87V86H37ZM40 87V86H39ZM98 87V86H97ZM153 86H149L148 88L151 90V88H152ZM193 87H195V86H193ZM201 87V86H200ZM3 88V87H2ZM34 88H35V86H34ZM34 88H33V90H34ZM58 88V87H57ZM69 89L71 88V87H68ZM73 88V87H72ZM190 88V87H189ZM205 88V87H204ZM211 88V87H210ZM14 89H16V88H14ZM38 89V88H37ZM61 89H62V87H61ZM65 89V88H64ZM141 89V90H142ZM149 89H146V92H148V90ZM197 90H196V92L195 93H198L197 91H198V88H196ZM200 89V88H199ZM202 89V88H201ZM207 89V88H206ZM205 89V90H206ZM226 89V88H225ZM224 89V90H225ZM230 89V88H229ZM249 89V88H248ZM70 90H72V89H70ZM86 90V91H85ZM179 90V89H178ZM188 90V89H187ZM204 90V91H205ZM209 90V89H208ZM233 90V89H232ZM251 89H249V92H251L250 91ZM259 90V89H258ZM5 91V90H4ZM22 91H23V89H22ZM35 91V90H34ZM42 91V90H41ZM52 91H53V88H52ZM63 91V90H62ZM67 91H68V89H67ZM123 91V92H122ZM143 91V90H142ZM194 91H195V89H194ZM200 91V90H199ZM202 91V90H201ZM212 91V90H211ZM211 91H209V92H211ZM219 91V90H218ZM254 91V90H253ZM57 92V91H56ZM64 92V91H63ZM62 92V93H63ZM70 92V91H69ZM72 92V91H71ZM86 92H88V94H85ZM114 92H115V90H114ZM144 93H146L145 92V89H144V91H143ZM142 92V93H143ZM152 92V91H151ZM216 92V91H215ZM223 92V91H222ZM116 92H115V94H117ZM180 93V92H179ZM214 93V92H213ZM228 93V92H227ZM234 93V92H233ZM255 93V92H254ZM8 94V93H7ZM12 94H13V92H12ZM61 94V93H60ZM64 94V93H63ZM63 94H62V96H63ZM65 94H66V92H65ZM192 94V93H191ZM198 94H200V92L198 93ZM225 93H223V94H220L219 96L220 97H222L223 98V95H224ZM234 94H237V93H234ZM240 94L241 93H239V95L237 96V97H239V103H236V104H238V106L236 107V108H238V109H235V111H236V115L240 118L241 117V114H242V112L243 111H245L247 114H250L249 115V117H247V119L248 118H250L249 120L250 121H253V122H257V120L259 121V123H261V124H263V103H261V104H259L261 107L260 108H257V105L258 104H256L255 103V105L254 104H252L251 102H250V104H251V107L249 108V106H248V108L247 109H243L242 107H240L241 106V104L244 102V101H246L248 98H250L251 97V95H252V93H250V94H246L245 96H244V98L242 97V96H240ZM14 95V94H13ZM15 95H18L17 93L15 94ZM23 95H25V93L23 94ZM71 95V94H70ZM86 95V96H85ZM146 95V94H145ZM158 95V94H157ZM180 95H182V94H180ZM194 95V94H193ZM201 95H203V94H201ZM201 95H199V96H201ZM214 95V94H213ZM218 95V94H217ZM9 96V95H8ZM20 96H22V94H20ZM27 96V95H26ZM31 96V95H30ZM69 96V95H68ZM131 96V95H130ZM129 96V97H130ZM133 96V98H134V95H132ZM228 96V95H227ZM3 97V96H2ZM66 97H67V95L65 96V99H66ZM71 97H73V100H72V102H75L76 103V101H78L79 100V98L78 97H76V96H72L71 95ZM76 97V98H75ZM126 97V96H125ZM125 97H123V98H125ZM165 97V96H164ZM193 97V96H192ZM230 97V96H229ZM228 97V98H229ZM231 97H232V95H231ZM8 98V97H7ZM16 98H17V96H16ZM34 98V97H33ZM51 98V97H50ZM97 98V97H96ZM127 98H128V96H127ZM132 98V99H133ZM219 98V97H218ZM222 98H221V100H222ZM225 98V97H224ZM259 99H260V95H259V97H258ZM31 99V98H30ZM29 99V100H30ZM35 99V98H34ZM34 99H32L33 101H34ZM48 99V98H47ZM52 99H53V97H52ZM59 99V98H58ZM121 99H122V97H121ZM126 99V98H125ZM179 101H180V112H178V113H180V114H182V116H181V118H183V123L185 124V125H183L184 126V129H187L190 125L193 127V129L194 128H197V123L198 122H200V120H198V117L196 116V117H193L192 118V116L193 115H191L190 117H189V120H187V119H185L184 118V115H183V113H185V111H183V109H184V105L183 104H185V102L186 101H188V102H190L191 100V97H189V99H188V96L187 95H184V97L182 98H180V96H179ZM245 99V100H244ZM10 100H11V97H10ZM13 100V99H12ZM16 101H17V99H15ZM32 100H31V102H32ZM70 100V99H69ZM101 100V99H100ZM135 100V99H134ZM149 100V99H148ZM228 100V99H227ZM57 101V100H56ZM62 101V100H61ZM121 101V100H120ZM132 100H130L129 102H127V104H126V102L125 101H121V103H120V106L121 107H123V110H124V118L125 119H127V116H129L127 113H126V107L128 106V108H131L132 110H134V111H136V109H135V106H136V100L134 101V102H131ZM152 101V100H151ZM13 102H15V101H13ZM19 102V101H18ZM44 102V101H43ZM47 102H49V101H47ZM68 102V101H67ZM70 102V101H69ZM68 102V103H69ZM131 102V103H130ZM172 102V101H171ZM200 102V101H199ZM228 102V101H227ZM226 102V103H227ZM232 102V101H231ZM254 102V101H253ZM20 103V102H19ZM25 103V102H24ZM56 103H58V102H56ZM74 103V104H75ZM101 103V102H100ZM125 103V104H124ZM141 103V102H140ZM148 103V102H147ZM222 103V102H221ZM3 104V103H2ZM31 104H33V103H31ZM37 104H38V102H37ZM37 104L36 103H34V107L35 106H37ZM39 104H41V103H39ZM48 104V103H47ZM50 104H52V103H50ZM139 104V103H138ZM222 104H224V103H222ZM15 105H16V102H15ZM21 105V104H20ZM46 105V104H45ZM45 105L43 104V105H41V108H40V110L42 111V112H44L45 110H47V106L45 107ZM49 105V104H48ZM68 105V104H67ZM69 105H70V103H69ZM72 105V104H71ZM70 105V106H71ZM172 105H174V104H172ZM78 106V105H77ZM146 107V105H143V107ZM175 106V105H174ZM194 106V105H193ZM234 106V105H233ZM51 107V106H50ZM58 107V106H57ZM118 107V106H117ZM142 107V108H143ZM176 107V106H175ZM222 107H224V106H222ZM226 107H229V106H225L224 108H226ZM244 107V106H243ZM29 108V107H28ZM70 108V107H69ZM141 108V110H144L143 111V114H147L146 112H145V109H142ZM155 108H157V106H155L154 107V110H155ZM220 108V107H219ZM231 108V107H230ZM233 108V107H232ZM235 108V107H234ZM30 109V108H29ZM38 109V108H37ZM88 109H89V107H88ZM147 109H149L148 107H147ZM153 108H150V110H152ZM164 110H166V111H168V110H170L169 109V107L167 106V108L164 106V108H163ZM175 109V108H174ZM201 109V108H200ZM203 109V108H202ZM201 109V110H202ZM12 110V109H11ZM23 110H25V109H23ZM31 110V109H30ZM36 110V109H35ZM100 110H102L101 112H99V113H95V112H93L92 113V115H93V119H94V122L96 121V123H95V126H93V129L95 130V129H97V130H99L100 129V127L102 126V125H104V126H102L101 128L102 129H104L105 127H106V125L108 124V118H107V115L104 113V112H106V111H103V108L102 109H100ZM172 110V109H171ZM170 110V114H172V111ZM176 110V109H175ZM175 110H174V112H175ZM232 110V109H231ZM4 111V110H3ZM40 111V112H41ZM48 111V110H47ZM147 111V110H146ZM228 112H229V110H227ZM14 112V111H13ZM51 111H49V113H50ZM85 112H86V110H85ZM89 112V111H88ZM145 112V113H144ZM148 112V111H147ZM169 112V111H168ZM192 112V111H191ZM190 112V113H191ZM219 112V111H218ZM244 112V113H245ZM14 113H16V112H14ZM32 113V112H31ZM132 113H133V111H132ZM132 113H131V115H132ZM152 113V112H151ZM151 113H149L150 114V116H151ZM206 113V112H205ZM4 114V113H3ZM6 114V113H5ZM23 114V113H22ZM26 114V113H25ZM24 114V115H25ZM33 114V113H32ZM45 114V113H44ZM47 114V113H46ZM76 114V113H75ZM78 114V113H77ZM109 114V113H108ZM135 114V113H134ZM154 115H155V113H153ZM152 114V115H153ZM156 116H161V114H162V110H161V106H158V110L156 111ZM204 114V113H203ZM218 114V113H217ZM224 114V113H223ZM231 114H233V111H232V113ZM19 115V114H18ZM35 115H36V113H35ZM112 115V114H111ZM153 115V116H154ZM169 115V114H168ZM221 115H222V113H221ZM12 116H13V114H12ZM20 116V115H19ZM33 116V115H32ZM52 116L53 117H57V120L58 119H60L59 118V114H53V113H51V114H48V117H50L49 119H51V122L53 121V119L54 118H52ZM142 116V115H141ZM145 116H148V114L147 115H145ZM172 117H171V119H172V122H174V125H175V117L173 118V114L171 115ZM225 116V115H224ZM224 116H222V117H224ZM227 116V115H226ZM30 117V116H29ZM73 117V116H72ZM109 117V116H108ZM140 117V116H139ZM138 117V118H139ZM155 117V116H154ZM205 117L207 118V116H202V119L203 120H205ZM218 117V116H217ZM216 117V118H217ZM14 118H16V117H14ZM34 118H35V116H34ZM130 119L132 118V117H129ZM142 118V117H141ZM139 119V121H137V122H142V123H147V120L145 119V118H142V119ZM149 118V121H151L150 119V117H148ZM215 118V117H214ZM225 118H227V117H225ZM232 118V117H231ZM233 118H234V114H233ZM32 119V118H31ZM40 119V118H39ZM137 119V118H136ZM13 120V119H12ZM18 120V119H17ZM34 120V119H33ZM37 120V119H36ZM61 120V119H60ZM135 120V119H134ZM134 120H132V121H134ZM154 120V119H153ZM207 120V119H206ZM211 120V119H210ZM222 120H223V118H222ZM9 121V120H8ZM14 121V120H13ZM18 121H21L20 119L18 120ZM30 121V120H29ZM130 120H128V122H129ZM158 121V120H157ZM219 121V120H218ZM224 121V120H223ZM249 121V122H250ZM50 122V123H51ZM212 122V121H211ZM236 122V121H235ZM234 122V123H235ZM17 123V122H16ZM25 123V122H24ZM32 123H34V122H32ZM63 123V122H62ZM105 123V124H104ZM153 123H155V122H153ZM41 124V123H40ZM43 124V123H42ZM59 124H61L60 123V121H59ZM101 124V126H99ZM144 124V125H145ZM149 124V123H148ZM156 124V123H155ZM158 124H160L161 125V123H158ZM224 124V123H223ZM230 124V123H229ZM237 124V123H236ZM235 124V125H236ZM38 125V124H37ZM62 125H65V124H62ZM127 125H128V123H127ZM134 125V124H133ZM136 125V124H135ZM143 125V124H142ZM13 126V125H12ZM11 126V127H12ZM108 126V125H107ZM153 126V125H152ZM162 126V125H161ZM182 126V125H181ZM213 126V125H212ZM240 126V125H239ZM253 126V125H252ZM8 127V126H7ZM20 127V126H19ZM27 127V126H26ZM29 127V126H28ZM27 127V128H28ZM31 127V126H30ZM29 127V128H30ZM33 127V126H32ZM34 127H36V126H34ZM110 127V126H109ZM130 127V126H129ZM146 127V126H145ZM144 127V128H145ZM172 127V126H171ZM176 127V126H175ZM175 127H173V128H175ZM211 127V126H210ZM216 127V126H215ZM220 127V126H219ZM222 127V126H221ZM40 128V127H39ZM137 129H140L141 127H136ZM146 128H148V127H146ZM162 128V127H161ZM178 128V127H177ZM183 128V127H182ZM1 129V128H0ZM7 129V128H6ZM33 129V128H32ZM152 129V128H151ZM157 129V128H156ZM165 129V128H164ZM163 128L161 129V131H159L158 129H157V134H153V135H149L148 137H150V136H155V139H156V137H157V139H159L158 137H160L159 136V134H163L162 132H163V130H164ZM176 129V128H175ZM192 129V128H191ZM243 129V128H242ZM31 130V129H30ZM101 130V129H100ZM199 130V135L201 134H203V132H204V129H203V126H202V129H198ZM261 130V129H260ZM259 130V131H260ZM21 131H24V132H22V133H24V137H25V140H26V144H28L29 145V147L30 148H28V149H31V148H33V143L34 144H36V139H34V135H33V131H34V129L32 130V131H30V132H27L26 133V128L25 129H21ZM208 131V130H207ZM258 131V130H257ZM33 132V133H32ZM146 132V131H145ZM183 132L185 133L186 132V130H183ZM37 132H35L34 134H36ZM147 133V132H146ZM152 133H153V131H152ZM194 133V132H193ZM248 133V132H247ZM3 134V133H2ZM148 134V133H147ZM185 134H187V133H185ZM208 134V133H207ZM135 135V134H134ZM143 135V134H142ZM206 135V134H205ZM214 135V134H213ZM218 135V134H217ZM81 136V135H80ZM163 136V135H162ZM192 136H195V134H193ZM219 136V135H218ZM226 136V135H225ZM250 136V135H249ZM248 136V137H249ZM2 137V136H1ZM10 137V136H9ZM28 137H30V139L28 138ZM92 137V136H91ZM105 138H106V136H104ZM165 137H166V135H165ZM196 137H197V133H196ZM202 138L204 137V136H201ZM209 137H210V135H209ZM198 138V137H197ZM201 138V139H202ZM217 138V137H216ZM154 139V140H155ZM192 139H193V137H192ZM195 139V138H194ZM193 139V140H194ZM209 139H211V138H209ZM248 139H250V138H248ZM24 140V139H23ZM165 140V139H164ZM170 140V139H169ZM173 140V139H172ZM190 140V139H189ZM252 140H253V137H252ZM1 141V140H0ZM22 141V140H21ZM40 141V140H39ZM108 141V140H107ZM155 141H158V140H155ZM163 141V140H162ZM188 141V140H187ZM191 141V140H190ZM210 141V140H209ZM2 142V141H1ZM33 142V143H32ZM112 142H113V140H112ZM141 142V141H140ZM144 142V141H143ZM181 142V141H180ZM211 142V141H210ZM255 142V141H254ZM262 142V141H261ZM176 143H178V142H176L175 141V145H176ZM202 143V142H201ZM200 143V144H201ZM257 143H259V144H261L260 142H257ZM200 144L199 145H196L195 147H194V151L195 152H197L198 154H200V155H202L203 157H200L199 159L201 160V162H203L202 164H204V166L205 167H207L208 169H204V171L206 172V175H205V178H206V180H208L210 177H213L214 178V180L212 181V183L210 184V187H204V185L203 184H201L202 182H201V180H200V182L198 183V182H196L195 181V179H194V181H193V183H194V185H195V187H196V190L194 191H191L190 193H188V196H186L185 195V193L184 192H182V191H180V189L177 191V190H175V192H174V195H172V194H168V201H166V199L164 198V200H165V202H163L162 200H160V201H158L157 200V198L155 199V197H158L159 196V190H161V186H158V185H154L152 182L150 183V179H149V176L150 175H148V176H146L145 174H143V175H139V181H140V183H141V185H140V187L142 188V191H145L146 193H147V195H148V199H147V201L146 202H142V200H143V198H142V200L140 201L141 203L139 204L138 203V205H139V207H140V205L142 206L143 205V207L142 208H144V206H146V204L147 203H149L152 199H153V197H154V201H155V203L156 204H154L155 205V207H156V212L157 213H155L154 212V214L152 213V215H151V213H150V215H151V222L153 221L154 222V220L155 219H158L159 217H162V216H164L165 218H166V221L165 220H161V222L162 221H165L164 223V225L166 226V227H168V225H170L171 224V226H175L176 228H177V231H178V237L181 239H183V237H184V234L185 233H188L189 231H191L193 234H195L196 233V231L198 230V233L199 232H201V234H200V238L198 237L197 239H195L194 241H197V242H200L201 244H202V246H200L199 248L201 249L202 247V250H198L197 248L198 247H196V245H195V247H194V245H193V242L194 241H192L193 240V238L191 237V235H188V237L185 239L184 238V241L182 240V242H180L179 244H175V246H174V248L176 249V251L177 252H175V249H173V247H169L168 246V244H169V242H168V240H167V238H163V237H161V241L160 240H158L159 242H158V245L156 246L153 242V244L151 245V242H148V244L146 243H144V244H142V245H140V239H141V235L140 234H138V232H137V235L136 236H139L138 238H139V240H138V238L136 239V240H138L137 241V243H135L134 241L133 242H131L132 243V245L130 244V245H126V249L125 250H123V258L125 259L124 261V263L125 264H228V261H229V259L231 258L229 255H231V254H235L236 252H237V248L234 250V247L232 246V244H231V242H244L245 243V246L243 247L248 253H249V255H250V257L248 256V257H246V258H250L252 261H253V264H264V171L261 169V165H264V159L263 158H259V159H254V160H252V161H250V158H246V159H240V158H233L232 160H230V161H227L226 160V163H225V165H229L228 166V168H227V170H228V173L227 174H223V173H216L214 170H218V168H219V163H218V161H216V162H214V163H212L211 161H208V158L207 157H204V150H203V146L205 145V143L204 144H202V147L200 146ZM155 145V144H154ZM161 145V144H160ZM181 145V144H180ZM184 145V144H183ZM183 145H181V146H183ZM217 145V144H216ZM258 145V144H257ZM18 146V145H17ZM166 146V145H165ZM168 146V145H167ZM166 146V147H167ZM16 147V146H15ZM24 147V146H23ZM27 146H25V148H26ZM156 147V146H155ZM173 147V146H172ZM175 147V146H174ZM177 147V146H176ZM184 147V146H183ZM94 148V147H93ZM142 147H140V149H141ZM179 148V147H178ZM177 148V151L178 152H180V153H182V151H181V149L179 148L178 149ZM185 148V147H184ZM206 148V147H205ZM36 149V148H35ZM35 149H34V151H35ZM43 149V148H42ZM46 149H47V147H46ZM168 149V148H167ZM173 149V148H172ZM1 150H3V149H1ZM5 150V149H4ZM51 150V149H50ZM121 150V149H120ZM143 150V149H142ZM186 150H187V147H186ZM33 151V152H34ZM48 151V150H47ZM46 151V152H47ZM185 151V150H184ZM184 151H183V155H184ZM188 151V150H187ZM4 152V151H3ZM15 152V151H14ZM35 152H37V151H35ZM39 152L40 151H38L36 154H34L35 156H37V158H38V156L40 155L39 154ZM44 152V151H43ZM190 152V151H189ZM52 155H55V154H53V153H55V152H50ZM188 153V152H187ZM197 153H192V154H197ZM42 154V153H41ZM34 155H31L30 154V159L28 158V160H26V162H27V164L26 165H23V166H25V173L28 175V177L30 178V179H34V178H37V180H39L40 179V176H39V173H38V170L40 169H38V167H37V169L35 168V166H33V160H32V157H34ZM57 155V154H56ZM166 155V154H165ZM164 155V156H165ZM181 155V154H180ZM3 156H4V154H3ZM29 156V155H28ZM189 156H190V154H189ZM193 156H195V155H193ZM224 156V155H223ZM235 156V155H234ZM243 156V155H242ZM242 156H240V157H242ZM163 157V156H162ZM172 157V156H171ZM173 157H176V156H173ZM180 157V156H179ZM249 157V156H248ZM3 158V157H2ZM42 158H44L43 156H42ZM45 158H47V157H45ZM121 158V157H120ZM126 158V157H125ZM196 158H197V156H196ZM225 158V157H224ZM26 159H27V157H26ZM39 159H41V156H40V158ZM167 159V158H166ZM175 159V158H174ZM193 159V158H192ZM198 159V160H199ZM217 159H219L218 157H217ZM42 161L44 160V159H41ZM169 160H171V159H169ZM189 160V159H188ZM173 161V160H172ZM178 161V160H177ZM192 161V160H191ZM106 162V161H105ZM187 162V161H186ZM103 163V162H102ZM165 163V162H164ZM180 163V162H179ZM198 163V162H197ZM49 164H51V163H49ZM70 164V163H69ZM99 164V163H98ZM174 164V163H173ZM172 164V165H173ZM196 163H194V165H195ZM222 165V164H221ZM220 165V166H221ZM260 165V166H259ZM39 166V165H38ZM70 166V165H69ZM170 166V165H169ZM196 166V165H195ZM203 166V167H204ZM46 167V166H45ZM138 167V166H137ZM166 167V166H165ZM164 167V168H165ZM168 167V166H167ZM173 167V166H172ZM186 167V166H185ZM196 167H198L199 168V166H196ZM225 167V166H224ZM260 167V169H258ZM42 168V167H41ZM47 168H49V166H47ZM54 166H53V170H54ZM70 168V167H69ZM82 168V167H81ZM192 164H190L189 162H187V174H186V176L187 175H189L190 174V177L191 178H194V177H196L195 176V171H192ZM213 168V169H212ZM241 168L242 169H244L245 168V170L247 169L249 172L248 173H245V174H238V172L241 170ZM138 169H140V168H138ZM176 167H175V170L174 171H176ZM201 169V168H200ZM203 169V168H202ZM238 169H240L239 171H238ZM42 170H43V168H42ZM45 170H46V168H45ZM49 170V169H48ZM50 170H52L51 168H50ZM143 170V169H142ZM163 170V169H162ZM167 170H168V168H167ZM185 170V169H184ZM198 170V169H197ZM223 170V169H222ZM225 170V169H224ZM113 172H117L116 170H112ZM138 171H140V170H138ZM164 171H166V170H164ZM173 171V172H174ZM181 171V170H180ZM183 171V170H182ZM242 171V170H241ZM42 172V171H41ZM50 172V171H49ZM52 172V171H51ZM73 172H74V170H73ZM92 172V171H91ZM95 172V171H94ZM137 172V171H136ZM169 172V171H168ZM198 172V171H197ZM204 172V173H205ZM213 172H214V175H213ZM220 172H221V170H220ZM75 173V172H74ZM80 173H82V172H79V174H74V177L76 178V179H74L75 180V183L74 184H80V186H82L83 188H84V190H85V188H86V191L84 192V195H86V194H88L89 193V190L90 191H92L90 188H89V185L88 184H91V183H88V178H87V176H85V175H82V174H80ZM140 173H141V171H140ZM182 173V172H181ZM216 173V174H215ZM139 174V173H138ZM151 174H153V173H151ZM197 174V173H196ZM200 174H201V172H200ZM37 175H38V177H37ZM156 175V174H155ZM172 175V174H171ZM170 175V176H171ZM199 175V174H198ZM42 176H43V174H42ZM161 176H162V174H161ZM200 176V175H199ZM112 177V176H111ZM154 177V176H153ZM153 177H151V178H153ZM159 177V175H157L156 176V178H158ZM166 177V176H165ZM172 177H178V176H172ZM47 178H49V177H47ZM52 178V177H51ZM133 178V177H132ZM171 177H169V179H170ZM186 177H182V174H179V177H178V181L180 182L179 184L181 185V186H183V182H182V180L183 179H185ZM203 178V177H202ZM44 179H46L45 178V175H44ZM54 179V178H53ZM133 179H135V178H133ZM198 180H199V178H197ZM47 180V179H46ZM52 180V179H51ZM50 180V181H51ZM90 180V179H89ZM161 180L164 182V178H161ZM171 180V179H170ZM175 180H176V178H175ZM49 181V182H50ZM120 181H123L121 178H120ZM135 181H137V180H135ZM152 181V180H151ZM185 181V180H184ZM191 181L192 180H190V181H188V182H190L191 183ZM32 182H33V180H32ZM31 182V183H32ZM41 182V181H40ZM42 182H44V180H42ZM49 182H47V183H49ZM124 182V181H123ZM153 182H154V180H153ZM177 182V181H176ZM38 184H39V181L37 182ZM154 183H158L159 184V180H155V182ZM167 183V182H166ZM169 183H170V181H169ZM34 184V183H33ZM35 184H36V182H35ZM46 183H44V186H43V188L44 187H46L47 185H45ZM54 184V183H53ZM73 184V185H74ZM130 184V183H129ZM162 184V183H161ZM163 184H165V182L163 183ZM173 184H174V182H173ZM185 184V183H184ZM43 185V184H42ZM92 185V184H91ZM107 185H109L110 186V182L107 184ZM119 185H121V184H119ZM131 185V184H130ZM160 185V184H159ZM175 185H176V183H175ZM179 185V186H180ZM207 185V184H206ZM56 186V185H55ZM99 186V185H98ZM106 186V185H105ZM138 186V185H137ZM177 186V185H176ZM185 186H186V184H185ZM77 186L75 185V188H76ZM111 187V186H110ZM109 187V188H110ZM139 187V186H138ZM166 186L165 185H163L162 186V189H164ZM170 187H171V183H170ZM175 187V186H174ZM187 187V186H186ZM59 188V187H58ZM120 188V187H119ZM122 189H123V187H121ZM126 188V187H125ZM124 188V189H125ZM178 188V187H177ZM183 188V187H182ZM171 189V188H170ZM170 189H168L169 191H170ZM175 189V188H174ZM64 190V189H63ZM75 190V189H74ZM80 190H82V189H80ZM94 190H95V188H94ZM107 190V189H106ZM102 191V190H101ZM120 191H122V190H120ZM123 191H125V190H123ZM162 191V190H161ZM166 191V190H165ZM173 191V190H172ZM179 191H180V193H179ZM141 192V191H140ZM135 193H137V192H135ZM172 193V192H171ZM104 194V193H103ZM163 194H165V193H163V191H162V195ZM176 194H177V196H178V194H179V197L181 196V195H183V196H186L187 198L188 197H191L188 201H191L190 202V204H191V206L193 207V209H195V211H199V212H195V214L191 217V216H189V215H187V213L186 212H188V210L187 211H185V210H183V206L181 207V209L179 210V212H175V209H173L171 212H169L168 210L169 209H162L161 207L163 206V205H165V204H174L175 203V199H178V198H175L176 197ZM42 195V194H41ZM40 195V196H41ZM111 195V194H110ZM127 195V194H126ZM125 195V196H126ZM138 195H141V193L140 194H138ZM144 195V194H143ZM24 196V195H23ZM83 196V195H82ZM89 196H90V194H89ZM88 196V197H89ZM124 196V195H123ZM146 196V195H145ZM166 196V195H165ZM67 197V196H66ZM69 197V196H68ZM102 197H103V195H102ZM128 197V196H127ZM142 197V195L140 196V198ZM63 198H65V197H63ZM86 198H87V196H86ZM90 198V197H89ZM88 198V199H89ZM130 198V197H129ZM139 198V199H140ZM162 198H163V196H162ZM162 198H160V199H162ZM17 199H19V196H18V198ZM31 199V198H30ZM87 199V200H88ZM106 199V198H105ZM119 199H121V198H119ZM123 199H124V197L122 198V201H123ZM186 199V198H185ZM35 200V202L33 201V198L31 199V201H29L28 202V205H29V208L31 209V211L32 210H34V209H36V207H35V205H36V202H38L39 201V199L37 198V199H34ZM45 200V199H44ZM43 200V201H44ZM107 200V199H106ZM134 200H136V198L134 199ZM175 200V201H174ZM104 201V200H103ZM108 201V200H107ZM153 201V202H154ZM173 201H174V203H173ZM185 201H187V200H185ZM202 201V202H201ZM262 201H263V207H258V205H256V204H259V203H262ZM121 202V201H120ZM127 202V201H126ZM137 202H139L138 200H137ZM152 202V203H153ZM8 203V201H6V204ZM10 203V202H9ZM8 203V204H9ZM34 203V204H33ZM54 203V202H53ZM125 203V202H124ZM151 203V202H150ZM12 204V202L9 204V206ZM43 204V203H42ZM105 204V203H104ZM136 204V203H135ZM34 205V206H33ZM66 205V204H65ZM103 205V204H102ZM102 205H100V206H102ZM149 205V204H148ZM147 205V206H148ZM160 205H162V206H160ZM176 205H178L179 206V204H176ZM206 205H209L210 206V210H209V208H207L206 207ZM7 206V205H6ZM6 206L4 207V209H6ZM119 206V205H118ZM117 206V207H118ZM174 206H175V204H174ZM173 205H172V207L173 208H176V207H174ZM241 206H243L244 207V210L241 212V209H243V207H241ZM12 207V206H11ZM15 207H17V206H15ZM86 207V206H85ZM164 207V206H163ZM198 207H199V209H198ZM246 207V208H245ZM248 207V208H247ZM253 207V208H252ZM50 208V207H49ZM96 208V207H95ZM104 208V207H103ZM9 209V208H8ZM38 209V208H37ZM36 209V210H37ZM85 209V208H84ZM106 209V208H105ZM189 209V208H188ZM20 210H21V208H20ZM23 210V209H22ZM130 210V209H129ZM132 210H134V209H132ZM140 210V209H139ZM162 210H163V212H162ZM210 211V213H207V211ZM249 210H250V212H249ZM135 211V210H134ZM147 211V210H146ZM145 211V212H146ZM10 212V211H9ZM11 212H12V210H11ZM35 211H32V212H28L27 211V213H29V215H36V213H34ZM37 212V211H36ZM44 212V211H43ZM219 212H220V214H219ZM241 212V213H240ZM7 213H8V211H7ZM42 213V212H41ZM126 213V212H125ZM137 213H138V211H137ZM147 213V212H146ZM149 213V212H148ZM172 213V214H171ZM246 213V217H244V214ZM10 214V213H9ZM19 214V213H18ZM20 214H22V213H20ZM127 214H129L128 212H127ZM134 214V213H133ZM218 214H219V217L218 218H220V223L222 224V226L221 227H219V228H223L222 230H219V229H217V231L215 232V233H213L214 234V236L212 237L211 235L207 238V237H203V231L206 229L204 226H202V223H203V221H209V220H212L213 218H215L216 219V217L218 216ZM229 214H230V217H233V216H236V218L234 219V220H231V221H229V220H227L226 222L224 221V219H227L228 217H229ZM247 214H250L249 216H247ZM149 215V214H148ZM242 215V217H244L243 219H242V217H240ZM134 216V215H133ZM146 216V215H145ZM128 217H129V215H128ZM135 217V216H134ZM134 217H132V218H134ZM138 217H139V215H138ZM140 217H142V216H140ZM154 217V218H153ZM193 218V219H192ZM39 220H40V218H38ZM71 219V218H70ZM75 219V218H74ZM125 219H126V217H125ZM140 219V218H139ZM192 219V220H191ZM212 220V222L213 223H216L217 222V219L216 220ZM241 219V220H240ZM72 220V219H71ZM123 220V219H122ZM127 220H128V218H127ZM130 220H131V218H130ZM143 220V219H142ZM150 220V219H149ZM188 220H190V222L191 223H186L185 224V222H187ZM81 221V220H80ZM132 221V220H131ZM139 221V220H138ZM145 221H147V220H145ZM156 221V220H155ZM224 221V222H223ZM73 222V221H72ZM125 222V221H124ZM123 222V223H124ZM127 223H128V221H126ZM148 222V221H147ZM160 222V223H161ZM230 222V223H229ZM39 223V222H38ZM47 223V222H46ZM78 223V222H77ZM126 223V224H127ZM134 223H135V221H134ZM122 224V223H121ZM126 224H123V227H124V225H126ZM133 223H130V225L128 224V226H131ZM137 224H140V222L139 223H137ZM144 224V223H143ZM147 224V223H146ZM151 224V223H150ZM156 224H157V222H156ZM155 224V226L154 227H152V228H150V230L151 229H153V230H155L156 229V225ZM163 224V223H162ZM142 225V224H141ZM140 225V226H141ZM161 225V224H160ZM187 225V226H186ZM216 225L217 224H215V227H216ZM233 225H235L236 227H237V229L236 230H238L237 231V235H238V237L240 236V234L241 235H243L242 236V238L240 239L241 241H239L238 239H236V240H234V241H232V235L230 236V232L232 231H228V233H227V238L226 239H224L225 238V236H224V233H223V230H224V227H227V226H230V228L233 226ZM127 226V225H126ZM152 226V225H151ZM150 226V227H151ZM44 227V226H43ZM42 227V228H43ZM202 227V228H201ZM39 228H40V226H39ZM71 228H80V225L79 224H76V223H74V225H73V223H72V227ZM212 227H211V224H210V226H209V224H208V226H207V229L206 230H210ZM82 229V228H81ZM123 229V228H122ZM126 229H128L127 227H126ZM133 229H134V227H133ZM143 229V228H142ZM141 229V230H142ZM203 229V231H200V230H202ZM124 230H125V228H124ZM41 230H39V232H40ZM126 231V230H125ZM128 231V230H127ZM132 231H134V230H132ZM167 231V230H166ZM34 232V231H33ZM47 232H49V230H47ZM135 232H136V230H135ZM140 232V231H139ZM233 232V231H232ZM52 233V232H51ZM159 233L161 234L162 232L161 231H159ZM54 234V233H53ZM64 234H66V233H64ZM167 234V233H166ZM176 234V233H175ZM228 234H229V236H228ZM235 234V235H236ZM62 235H63V230H62V232L61 233H57L56 235H53V236H50L52 239L51 240H49L48 241V246H47V250H48V248L50 247V249H51V252L50 253H48L49 254V257L48 258H50L49 259V262L51 263V264H63L64 262H63V260H61L60 259V257H59V253H60V249H59V238L60 237H62ZM236 235V236H237ZM159 236H161V235H159ZM158 236V237H159ZM205 236H207V233L205 234ZM6 237V236H5ZM194 237V236H193ZM3 238V237H2ZM34 238V237H33ZM145 238V237H144ZM170 238V237H169ZM221 238H223L222 239V241H221ZM232 238V239H231ZM58 239V240H57ZM69 239V238H68ZM1 240V239H0ZM124 240V239H123ZM72 241V240H71ZM157 241V240H156ZM35 242H36V240H35ZM129 242V241H128ZM144 242V241H143ZM175 242V241H174ZM71 243V242H70ZM244 243H242V245L244 244ZM4 244V243H3ZM157 244V243H156ZM166 244V245H165ZM235 244V243H234ZM233 244V245H234ZM68 245H69V243H68ZM167 246L166 248H165V246ZM9 246H11V244L10 243H8L7 242V244H6V247H5V245L4 246H0L1 247V251H0V256L2 257V258H0V262H2V260L4 259V255H6V254H8L9 252H7V247H9ZM125 246V245H124ZM138 246V247H137ZM171 246H172V244H171ZM197 246H198V244H197ZM163 247H164V249H163ZM183 247V248H182ZM135 248H137V250H135ZM170 248H172V251H171V249ZM239 248V247H238ZM36 249V248H35ZM71 249V248H70ZM76 251V250H75ZM6 253V254H4L3 255V253ZM186 253L187 254V256H183V253ZM200 252V253H199ZM12 253V252H11ZM116 255H117V253H115ZM177 254V255H176ZM35 255V254H34ZM55 255V256H54ZM190 255V256H189ZM238 255V254H237ZM42 256V255H41ZM56 257V261L55 262H53V260L51 259V257ZM119 256V255H118ZM247 256V255H246ZM37 257V256H36ZM43 257V256H42ZM184 259H183V258ZM232 257H233V255H232ZM86 258V257H85ZM187 258V259H186ZM202 258H206V260L204 261V262H200V260L202 259ZM246 258H244L243 257V259L242 260H240L239 261V263L238 264H241ZM111 259H112V257H111ZM34 260V259H33ZM33 260H32V262H33ZM35 260H38V258H35ZM41 260L42 259H39V264H41L40 262H41ZM123 261V260H122ZM43 262V261H42ZM109 262V261H108ZM88 263V262H87ZM111 263V262H110ZM109 263V264H110ZM113 263H116V262H113ZM0 264H3V263H0ZM9 264H14V262H10ZM22 264V263H21ZM74 264V263H73ZM84 264H86V263H84ZM101 264H103V262L101 263ZM119 264V263H118ZM236 264V263H235Z\"/></svg>", "mask_w": 264, "mask_h": 264}, {"label": "water", "instance_id": "obj_3", "mask_svg": "<svg viewBox=\"0 0 264 264\" xmlns=\"http://www.w3.org/2000/svg\"><path fill=\"white\" fill-rule=\"evenodd\" d=\"M241 264H253V261L250 258H246Z\"/></svg>", "mask_w": 264, "mask_h": 264}]
</instances>
